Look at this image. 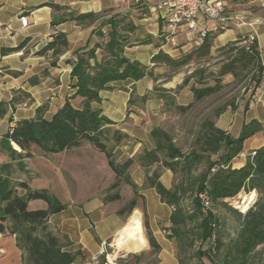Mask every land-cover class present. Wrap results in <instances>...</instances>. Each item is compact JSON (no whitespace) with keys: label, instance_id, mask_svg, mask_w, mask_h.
Listing matches in <instances>:
<instances>
[{"label":"trees","instance_id":"1","mask_svg":"<svg viewBox=\"0 0 264 264\" xmlns=\"http://www.w3.org/2000/svg\"><path fill=\"white\" fill-rule=\"evenodd\" d=\"M48 5L53 11L68 9L57 3ZM67 15L68 19L77 24H90L100 16V13H75L67 10ZM63 19L60 17L52 23L56 24ZM103 26H108V29L103 30ZM136 28L133 21H125L122 16L111 15L103 20L92 32L100 37V42L90 48L85 46L74 51L75 59L70 60V87L74 91L65 99L62 106L51 116L46 117L44 104L40 105L32 117L16 120L0 140L1 151L8 150L16 154H29L32 146H36L45 154H54L78 147L84 142L89 143L104 153L108 166L117 178H124L133 188L134 196L119 210L120 213L125 212L127 215L137 207L136 198L139 197L135 183L126 176V169L132 160L127 159L122 164L114 161L112 151L105 144L112 121L102 114L94 103L100 102V90L105 89L111 81L153 77L152 70H148L137 61L129 60L123 54L126 46L151 41L150 36L132 38L131 34ZM214 37L212 33L207 34L200 45L194 46L192 50L178 58H172L159 51L153 57V61L164 63L174 71L193 59L208 61ZM239 41L237 39L216 49L224 55V58L217 60L219 66L216 72H207L205 66L199 65L184 77L174 90V95L170 96L168 89L155 88L157 96L163 99L166 107L185 113L192 104L180 105L174 99L181 88L188 86L193 100L199 101L219 90L222 86L221 78L230 75L239 81L248 78L251 87H244V93L250 90L243 104L245 110L264 76L262 66L264 58L255 39L247 50ZM66 45L65 33L56 32L40 52L51 50L52 55L56 57ZM97 49L101 51L100 58H97ZM209 78L213 84L209 83ZM77 96L81 101L80 106L76 107L71 100ZM147 97L148 94H145L142 99ZM16 99L12 97L9 102L0 100V118L6 114L9 105ZM228 105L236 108L232 102ZM224 110L225 108L219 109L216 115ZM200 127L188 152H183L176 146L167 132L159 127L153 128L150 136L155 146L144 150L138 156V163L147 168L159 162L173 174L181 175L180 180L170 188H165L158 181L155 172L146 179L147 184L154 187L159 194L161 201L172 207L167 229L168 236L176 243L180 264H193L185 259L186 253L195 242L200 246L206 244V248L203 250L198 248L196 251L198 259L206 257L211 263L216 264L215 257L223 249L220 263L253 264L251 254L255 253L259 245L264 248V144L248 154L242 166L232 167L231 161L243 151V142L262 130V125L255 119L245 122L236 137L217 128L210 118H205ZM123 137L124 134L121 132L112 131L111 138L115 142H119ZM11 143L19 147L20 151L12 148ZM202 164V169L192 176ZM117 183L116 181L114 185ZM17 187L23 192L19 193ZM241 191H255L257 194L256 200L244 212L239 211L231 203ZM118 197L116 193L105 199L110 201ZM203 198L208 201V206L203 205ZM35 199L44 200L47 207L29 210L28 202ZM218 204L236 215L237 235L230 243H223L218 234L220 222L213 212V206ZM65 207L66 204L50 195L47 189L31 188L25 181L14 183L0 173V233L8 231L14 235L20 251V264H71L75 260L77 253L66 249L70 244L66 234L58 229L52 228L53 231L48 229L50 216ZM141 210L142 226L150 248L146 252L120 256L116 259V264H131L129 259L135 264H157L160 246L148 227L144 206ZM39 232H42V235ZM104 260V254H98L97 264H103Z\"/></svg>","mask_w":264,"mask_h":264},{"label":"crops","instance_id":"2","mask_svg":"<svg viewBox=\"0 0 264 264\" xmlns=\"http://www.w3.org/2000/svg\"><path fill=\"white\" fill-rule=\"evenodd\" d=\"M120 1L126 2V0H0V100L9 102L12 97L17 98L0 118V140L16 120L32 117L40 105L44 104L46 117L51 116L62 106L65 99L74 91L70 87V60L75 59L74 51L85 46L90 48L100 42V37L92 32L103 20L118 11ZM132 1L134 7L143 8L147 12L137 21H133L137 28L131 34L132 38L150 36L151 41L126 46L123 54L129 60L137 61L148 70H152L153 76L160 75L161 78L145 76L138 80L127 78L111 81L105 89L100 90V102L94 103V106L112 121L109 128L124 134L118 144L122 148L128 147V150L131 149L129 152L134 153L155 146L150 131L158 127V122L164 116V101L154 94L156 90L153 88L154 84L163 78L162 73L168 66L154 62L153 57L161 51L175 58L192 50L194 45L189 39L188 32L183 28L176 32L174 43L163 39L167 10L164 7L156 8L155 5L165 0ZM49 3H57L68 9L53 11ZM67 10L75 13L95 12L100 13V16L90 24H77L68 19ZM225 10L232 15L228 25L224 29L211 25L208 28L207 34L215 35L211 51L239 39L243 34L251 33L264 58V0H226ZM20 14L28 17V24L25 27L18 20ZM60 17L64 19L56 24L52 23ZM56 32L65 33L66 47L56 57L52 55L51 50L41 53L47 42L52 39V34ZM96 53L97 58H100L101 51L97 49ZM147 93L150 96L142 101L140 98ZM181 97H187V103L191 101L189 87L175 94L176 103L186 105L187 103H181ZM80 101L79 96L71 100L76 107L80 106ZM130 101L132 104L128 113L126 109ZM252 119L261 123L262 130L243 142V151L232 159V167L242 166L246 156L264 144V76L250 97L247 108L244 110L240 105L233 110L225 109L218 115L215 126L236 137L243 123ZM129 141L131 146L126 145ZM11 144L16 151H20L19 147L18 149L14 147V143ZM74 148L52 155L64 154ZM126 172L136 185L139 196L136 202L138 199L141 200V205L137 203V207L144 206L148 227L160 246L157 264H180L176 243L168 236L167 229L172 207L161 201L154 187L145 183L147 177L155 172L158 181L165 188H170L173 185L172 171L159 162L145 168L137 161L132 162ZM27 184L31 187L30 183ZM81 195L78 194V199L65 202L66 207L52 214L48 221L52 228L66 234L70 241L66 249L77 253L71 264H97L94 257L100 253L105 257L116 255L114 250L113 254H108V249L127 253L124 249L117 250L112 245L114 236L129 217L127 213L119 212L122 206H115L113 200L109 201L104 197L79 198ZM143 233L144 247L133 253L149 250L145 231ZM0 255L3 258L1 264H20V252L15 237L7 231L0 233ZM129 261L135 264L133 260Z\"/></svg>","mask_w":264,"mask_h":264},{"label":"rangeland","instance_id":"3","mask_svg":"<svg viewBox=\"0 0 264 264\" xmlns=\"http://www.w3.org/2000/svg\"><path fill=\"white\" fill-rule=\"evenodd\" d=\"M117 9L118 11L114 13V15L124 17L125 21H137L139 18L147 14L146 10L143 8L134 7L132 0H126V2L120 1ZM102 28L107 30L108 26H103ZM182 54L184 53L179 54L175 58L182 56ZM222 58H224L223 54L219 53L217 50H213L208 61L203 62L193 59L188 64L175 71L168 67L167 70L162 73L163 78L154 84L153 90H156L155 88H165L170 90L168 93L170 96L174 95L176 87L181 84L184 77L194 68L203 65L207 68V72H216L219 66L217 60ZM153 78L159 79L161 76L156 75V77L153 76ZM208 81L210 84H213L212 79L209 78ZM221 84L222 86L219 90L199 101H194L192 96L191 101L187 103L188 98L181 97V103L192 104L185 113H180L172 107H166L164 105V116L162 120L158 122L157 126L167 132L171 136L174 144L181 148L183 152H188L193 146L194 139L205 118H210L215 123L218 117L216 112L219 109L225 108L226 110H233L234 108H231L228 105L230 102L234 103L235 107L240 105L243 106L244 101L248 98L250 90L244 93L245 86L251 87L248 78L239 81L230 75H225L221 78ZM182 89L187 90L188 86L181 88L177 93L182 91ZM156 92H154V94H156ZM147 94L149 97L150 94ZM140 99L144 101L142 97ZM131 104V101L130 103H127L126 111L128 113L131 109ZM112 131L113 129L109 128L108 140L105 144L107 148L112 151V158L114 161L120 164L127 159H131L132 162H137L138 156L142 154L144 149H140L139 152H129L131 149L128 150V147L122 148L121 145L118 144L119 142H115L114 139L111 138ZM126 145L131 146V141ZM116 146H118L117 149ZM14 147L18 149L16 145H14ZM202 167L203 164L199 166L192 176L196 175ZM57 171H59V173ZM0 173H2L4 177H9L10 181L14 183L26 181L30 183L31 187L47 189L48 193L61 203L78 199V194L80 193L82 195L79 196V198H87L91 196L106 198L117 193L119 197L118 199H114L115 201L113 200V205L121 207L134 196V190L130 184L126 183L125 179L122 177L117 178L115 173L108 166L107 158L104 153L98 151L87 142H84L81 147L71 149L69 152L60 155L45 154L36 146L31 147L29 154H16L9 152L8 150H0ZM126 176L130 178L128 172H126ZM189 176L191 177V175ZM180 178V173L173 174L172 184L177 183ZM116 181L118 183L117 185H114ZM145 183H147V181H145ZM17 190L19 193L23 192L19 187H17ZM256 198L257 194L255 191H241L231 203L236 208L245 210L254 200H256ZM137 203L138 205H141V200L138 199ZM46 207L47 203L41 199L31 200L27 206L29 210ZM134 209L139 211L142 223L143 213L140 206ZM213 212L219 218V236L223 243H230V241L235 239L237 235L236 215L221 204L213 206ZM48 229H52L51 223H48ZM51 231H53V229ZM143 232L144 228L142 226V229L139 232V238L141 241V248L139 250L144 247ZM7 233L9 232L7 231ZM39 233L42 235V232ZM198 248L199 250H203L206 248V244L204 243L200 246L195 242L193 247L188 253H186L185 260L193 264H213L206 257L198 259L196 256ZM112 250H114V254L117 252L115 249H108V254H113ZM255 250V253L251 254L253 264H264V248L262 249V245H259ZM133 252H117L115 256L117 259L120 257L118 256L120 254L121 256H126V254ZM223 253L224 250L221 249L216 255V264H222L220 262L222 261L221 257ZM2 262L3 258L0 255V264Z\"/></svg>","mask_w":264,"mask_h":264},{"label":"built area","instance_id":"4","mask_svg":"<svg viewBox=\"0 0 264 264\" xmlns=\"http://www.w3.org/2000/svg\"><path fill=\"white\" fill-rule=\"evenodd\" d=\"M225 6L226 0H165L157 3L156 8L164 7L167 10L162 33L163 39L174 43L176 32L183 28L188 32L193 45H200L210 25L224 29L232 20V15L225 10ZM18 20L23 27L27 26L28 17L26 15L20 14ZM239 40V44L247 50L254 41V36L251 33L243 34ZM262 66L264 68V62ZM202 202L204 206L209 204L205 198ZM245 210L239 209L241 212ZM94 260L98 263V256H95ZM103 264H116V256L111 258L106 256Z\"/></svg>","mask_w":264,"mask_h":264},{"label":"bare ground","instance_id":"5","mask_svg":"<svg viewBox=\"0 0 264 264\" xmlns=\"http://www.w3.org/2000/svg\"><path fill=\"white\" fill-rule=\"evenodd\" d=\"M127 219L124 226L114 236L112 245L117 250L124 249L127 252L138 251L141 248L139 238V232L142 229L141 215L137 209H134ZM111 257L112 255H109V258Z\"/></svg>","mask_w":264,"mask_h":264}]
</instances>
